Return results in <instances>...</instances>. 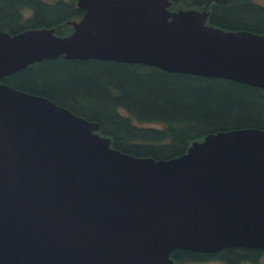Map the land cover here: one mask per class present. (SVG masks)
I'll use <instances>...</instances> for the list:
<instances>
[{
  "label": "water",
  "instance_id": "1",
  "mask_svg": "<svg viewBox=\"0 0 264 264\" xmlns=\"http://www.w3.org/2000/svg\"><path fill=\"white\" fill-rule=\"evenodd\" d=\"M211 1L226 0H76L68 34L0 29V77L64 55L264 87V33L207 23ZM98 128L0 81V264H173L174 248L264 247V129L209 132L156 159Z\"/></svg>",
  "mask_w": 264,
  "mask_h": 264
},
{
  "label": "trees",
  "instance_id": "2",
  "mask_svg": "<svg viewBox=\"0 0 264 264\" xmlns=\"http://www.w3.org/2000/svg\"><path fill=\"white\" fill-rule=\"evenodd\" d=\"M19 2L20 0H12ZM170 9L204 0H171ZM34 10L25 22L0 7V28L16 33L29 27L72 31L66 19L83 8L75 0H23ZM207 22L226 29L264 33V7L255 0L212 2ZM2 11V12H1ZM23 91L45 96L78 115L99 122L111 145L135 156L170 158L209 132L241 127L264 129V87L219 76L168 71L158 66L96 58H42L0 77ZM264 247L230 246L213 252L174 248V264L184 259L219 258L226 264L255 262Z\"/></svg>",
  "mask_w": 264,
  "mask_h": 264
},
{
  "label": "flooded vegetation",
  "instance_id": "3",
  "mask_svg": "<svg viewBox=\"0 0 264 264\" xmlns=\"http://www.w3.org/2000/svg\"><path fill=\"white\" fill-rule=\"evenodd\" d=\"M45 1H49V2H52L53 3V2H55L57 0H45ZM212 2H214V1H211L209 3L208 7H207L208 10H209V13H210V10H211L210 9V6H211V3ZM256 2H258V1H256ZM204 4H205V0L203 1V3L201 5L194 6V7L201 8ZM259 4H261V3H259ZM261 5L264 7V4H261ZM1 6H2V9L4 8L3 10H6V11L8 10V11L11 12V14L13 15V21L16 20V21H19V22H25L28 19L33 18V16H34V10L30 6L23 5V0H20L19 2H15V1H12V0H0V7ZM208 16H209V14H208ZM72 19H74V18L66 19V21L67 22H70V20H72ZM0 29L1 30H4V31H7L6 29H2V28H0ZM7 32H9V31H7ZM263 258H264V255H262L261 257H259L255 262H252L250 260H241L239 262L232 263V264H246V263H251V264H264V262L262 263ZM211 260H217V261H220L221 263L226 264L221 259L214 258V257H212V258L211 257L210 258H205V259H184L179 264H190V263L205 262V261H211Z\"/></svg>",
  "mask_w": 264,
  "mask_h": 264
},
{
  "label": "rangeland",
  "instance_id": "4",
  "mask_svg": "<svg viewBox=\"0 0 264 264\" xmlns=\"http://www.w3.org/2000/svg\"><path fill=\"white\" fill-rule=\"evenodd\" d=\"M256 1H258L261 4H264V0H256ZM263 262H264V258L262 260V263ZM190 264H224V263H221L220 261H217V260H211V261L196 262V263H190ZM246 264H251V263H246Z\"/></svg>",
  "mask_w": 264,
  "mask_h": 264
}]
</instances>
